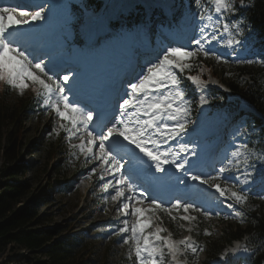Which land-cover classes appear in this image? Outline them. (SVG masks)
<instances>
[{"label":"snow or ice","instance_id":"1","mask_svg":"<svg viewBox=\"0 0 264 264\" xmlns=\"http://www.w3.org/2000/svg\"><path fill=\"white\" fill-rule=\"evenodd\" d=\"M193 3L199 16L196 35L188 44L179 47L162 46L154 59L146 61L127 82L124 91L127 98L118 103L116 114L106 119L100 107H89L74 94L69 96L72 88L68 82L73 74L59 75L53 53L37 54L20 35L17 26L43 20L45 7L38 5L37 10L29 11V5H11L0 0V82L21 93L32 87L43 107L52 109L60 118V127L69 141L79 139V144L71 146L98 164L100 180L106 181L101 184L102 190L111 191V200L119 202L117 210L124 217L118 233L127 234L123 243L129 245V258L134 252L137 264H165L166 258L168 264H188L187 259L181 257L189 251L194 255L203 251L191 237L177 241L167 228L153 225L158 219L157 210L167 213L173 221L178 218L174 210L176 213L182 210L179 219L188 222L197 219L190 214L193 211H202L209 217L214 210L197 208L180 199L170 208L164 207L158 198L147 194L146 188L140 191L143 184L134 182L139 179L132 167L134 160L143 163V157H147L151 162L149 171L154 167L155 173L167 175L165 166L174 168L183 173L180 183L188 187H192L187 183L191 180L215 189L219 197L224 198L221 203L232 209L241 222L244 212L236 210V206L244 205L249 198L241 185H247L251 179L248 169L254 170L255 164L250 161L264 160V152L258 156L257 149L248 143L209 151L191 138L193 101L187 97L181 74L191 72L194 67L202 73L201 56L227 63L223 53L208 47L214 42H223V47L231 49L237 63L255 62L241 60L236 51L238 48L242 52L247 50L246 34H251L248 21L240 11L250 6L246 0H193ZM186 79L200 90L207 87V81L200 75H187ZM207 103V98L200 95L199 104ZM126 164L129 167L122 171ZM96 171L94 166L91 172ZM151 175L153 179H160L154 173ZM215 214L220 215L219 212ZM129 216L135 217L134 222L130 223ZM165 232L168 234L164 235ZM205 234L210 233L206 231ZM242 247L237 245L230 251L236 253ZM243 250L249 251L246 247Z\"/></svg>","mask_w":264,"mask_h":264},{"label":"rangeland","instance_id":"2","mask_svg":"<svg viewBox=\"0 0 264 264\" xmlns=\"http://www.w3.org/2000/svg\"><path fill=\"white\" fill-rule=\"evenodd\" d=\"M49 1L50 0H44L39 2L38 5L50 8ZM64 1L65 0H61L60 4H63ZM66 1L70 2L71 5L70 8H64V13L70 18L65 17L64 20L65 22H70L73 30L77 32L82 29L87 20L88 14L91 10L93 11V9L89 10L90 7L81 5V0ZM83 1L87 2V4H93L96 2L95 0ZM149 1H151L152 4H156L157 0ZM102 2L106 5L107 0H102ZM134 3L135 2L132 0H113L110 2L109 6L111 8L115 6L116 9L111 15H116L119 10L132 8ZM179 3L183 6L181 8L184 9L182 21L188 22L191 20L192 25L190 28H195L197 33L199 27L198 9L196 14L195 12L189 13L190 5H195L193 0H181ZM72 4L79 5L81 10L71 9ZM176 7L177 3L173 10L176 9ZM170 8L172 7L168 6V9ZM28 10L33 11V7ZM148 10L149 9H146L145 12ZM130 16H133V11H130ZM43 20L35 21L31 24L41 23ZM51 21H53V19ZM140 23H142V21ZM163 28L165 29V26H163ZM115 32L119 33V29H116ZM105 37L108 47H106L105 50L101 49L103 50L100 51L101 53H104L106 49L110 48L111 44H114L116 40H120L121 45H127L130 36L122 33L119 36ZM69 38L71 39V36ZM221 44H223V42H221ZM218 45L219 44L214 42L208 47H212L214 50H217L218 53L230 52L227 47H224V49H218ZM87 47L88 46L84 44V47L77 49L76 54L80 51L86 50ZM231 57L232 59L227 60L228 62L234 63L237 61L236 56ZM239 58L241 59L242 56ZM219 62L221 61H216V65H219ZM220 73L222 74V72ZM228 75L229 73L226 74V76ZM246 75L247 74L242 75V78L245 79ZM207 79L209 80L207 81V87L204 90L196 88L195 91H188L189 94L187 93L188 99L194 101V105L197 106L201 113L197 114L196 117L191 118L193 124L190 125L189 128L190 131L194 129L191 138L204 147L205 139L208 134L225 127L224 112L215 111L213 105L209 102L211 96L212 99L218 103V94L211 93V90H208V88L213 87L227 92V88L222 82L212 75L208 76ZM212 80H214L213 83L215 85L210 83ZM3 84V82H0V88ZM182 84L186 87V84L183 81ZM11 88V99L13 100H16V98L24 99L34 92L32 87H29L23 93L16 88ZM200 95H204L207 98V104H199ZM36 101H38L39 107L35 111H25L23 117V156L21 161L16 163L21 166L10 164V166L14 165L15 171L19 169L24 171V174L18 172L17 178L25 179L30 185L28 195L15 206V209L18 211L24 208H31L37 213L36 217L30 220L31 223L26 226V228H56L62 234L68 232L76 233L78 236V242L76 243L74 250L75 256L84 259L88 256L90 257V260L84 261V264H137V262L133 263L132 261V257L135 256L134 252L132 253L131 258H129V245L123 243V239L126 238L127 234L118 233V228L122 226V220L124 217L117 210L119 202L111 200V191L106 193L102 190L101 184L106 181L102 182L100 180V168L98 164L86 159L85 156L80 153L78 148L71 146L79 144V139L73 138L69 141L66 132L60 127V124L62 123L60 118L55 115L52 109H45L40 99H36ZM244 111L248 112L247 110ZM234 128L237 132L240 130L237 126ZM217 135L219 134L217 133L213 137H216ZM227 136L232 138L233 142H236L237 139L233 138L234 134L231 135L229 133ZM217 139L221 140L220 137ZM212 141V139L209 140L207 145ZM49 149L53 151V154H51V151L49 153ZM7 166L8 163L4 162L0 150V184L4 183L5 177L10 170ZM94 166L97 168L96 173L91 172V169ZM122 171H124V169H122ZM108 179H111V177H108ZM241 187L243 188V186ZM252 199L255 202L252 207L253 210L257 211L259 214H263L264 194L255 195ZM171 204L164 207L170 208ZM144 206L147 207L148 204L145 203ZM240 208L241 207H239V210ZM174 214L178 216L175 221L171 220L167 213L157 210L156 217H158V219L153 221V225L167 228L168 232H171L172 235H175L174 232L176 231L177 239L172 236L174 240H182L185 237H191L192 239L194 235H198V230L201 226L206 229L205 232L207 231L210 233L208 235H211L212 232L214 234L219 232L220 220L217 217H205L202 211H193L190 214L197 217V219L188 222L179 219V216L183 215L182 210L179 213H176L174 210ZM222 217H227L225 220H232L231 222L240 221V218L233 219L235 217L233 211L231 213H224V216ZM128 219L131 223L134 222L135 217L129 216ZM242 224H244V222H242ZM189 231H191V233H189ZM163 234L167 235L168 233L165 232ZM237 245L232 243L231 245L226 246L220 256L223 257L222 262L226 261L225 259L229 255L233 256L238 253L240 249L236 253L230 251V249ZM48 259V255L43 251H29L16 244H8L5 248L0 250V264H36ZM181 259H187L188 264H193V262L194 264H203L204 254H202V251H198L194 255L189 251L188 254L181 257ZM165 264H168L167 258ZM209 264H217V262L212 260Z\"/></svg>","mask_w":264,"mask_h":264},{"label":"trees","instance_id":"3","mask_svg":"<svg viewBox=\"0 0 264 264\" xmlns=\"http://www.w3.org/2000/svg\"><path fill=\"white\" fill-rule=\"evenodd\" d=\"M249 7L240 9L248 21L251 34H246L247 50L258 49L264 51V0H246ZM78 9V8H77ZM134 18H139L135 15ZM133 18V19H134ZM239 38V37H238ZM204 71L194 67L189 73L181 74L184 77L186 92L193 91L192 85L186 79L187 75H200L205 80L208 76H214L221 81L228 92L214 91L218 94L217 109L231 112L238 109L240 103H245L253 111H240L237 120L242 126V132L246 136V143L257 149L259 156L264 152V55L262 62L252 64H219L212 58L200 57ZM195 63V62H194ZM222 72V74L220 73ZM226 76V74H228ZM247 74L246 78L242 75ZM226 76V77H224ZM12 88L5 83L0 88V150L5 163H8L9 172L3 184H0V250L8 244H16L29 251H43L48 255V260L36 264H84L90 257H76L74 250L78 242L76 233H61L56 228L29 229L30 220L37 213L31 208L16 210L15 206L25 198L30 190V185L24 179H18L19 169L15 171L14 165L21 161L23 156V117L25 111H35L38 106L37 96L30 94L24 99H11ZM40 104V103H39ZM192 114H196L197 106L192 105ZM51 149H49L50 153ZM53 154V151H51ZM255 164L253 172L264 181V160H253ZM16 166H21L16 164ZM252 202L251 198H249ZM249 208L244 224L221 221L219 232L205 236L202 234L204 244L203 264H208L217 258L225 246L234 240H240L247 236L246 247L250 251L252 264H264V213ZM201 230L199 235H201ZM124 258V257H123ZM133 261V259H132ZM107 263V262H104ZM225 264V263H223Z\"/></svg>","mask_w":264,"mask_h":264},{"label":"bare ground","instance_id":"4","mask_svg":"<svg viewBox=\"0 0 264 264\" xmlns=\"http://www.w3.org/2000/svg\"><path fill=\"white\" fill-rule=\"evenodd\" d=\"M32 1H33V3L30 5L29 8L33 7V5L38 6V3H39V2H42V1H44V0H32ZM46 1H48V0H46ZM60 1H61V0H60ZM60 1H59V0H50V1H49V2H50V8L53 9V12H54V10H60V11L63 10V9H62V4H60ZM36 4H37V5H36ZM45 6H46V5H45ZM50 14H51V12H45L46 22H47V23L50 22V21L53 19V16L50 15ZM59 25H61V23H57V24H56V28L52 29V32L48 34V37H50V38H56L57 40L60 39V35H61L63 32L60 31L59 28H57V27H59ZM65 29H66V28H65ZM117 64H120V63L117 62ZM115 66H116V64L113 63L112 66H111L108 70H114V67H115ZM87 67H90V66H87ZM83 75H84V73L82 74V76H83ZM84 88H85V89H90V87H89L87 84L84 85ZM136 151H138V150H136ZM145 158H147V157H145ZM175 236H176V235H175ZM235 244H236V242H235ZM236 245H237V244H236ZM235 247H236V246H235Z\"/></svg>","mask_w":264,"mask_h":264},{"label":"water","instance_id":"5","mask_svg":"<svg viewBox=\"0 0 264 264\" xmlns=\"http://www.w3.org/2000/svg\"><path fill=\"white\" fill-rule=\"evenodd\" d=\"M243 253H245V252H243Z\"/></svg>","mask_w":264,"mask_h":264}]
</instances>
